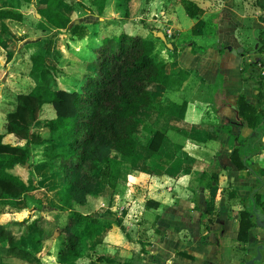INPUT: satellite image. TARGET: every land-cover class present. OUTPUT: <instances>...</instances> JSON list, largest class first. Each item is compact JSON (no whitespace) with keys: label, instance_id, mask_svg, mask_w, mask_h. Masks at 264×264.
<instances>
[{"label":"crops","instance_id":"obj_1","mask_svg":"<svg viewBox=\"0 0 264 264\" xmlns=\"http://www.w3.org/2000/svg\"><path fill=\"white\" fill-rule=\"evenodd\" d=\"M39 1L0 0V8H15L24 14L22 20L0 19V28L2 22L7 26L0 43V80L4 78L0 81L1 106L6 102L10 106L8 98L15 102L18 92L37 84L34 82L36 75L29 73L30 55L45 50L47 61L49 53V44L42 40L45 35L36 37L38 32L62 30L65 34L69 31L66 25H51L37 9ZM192 1L200 8L198 17L190 16L186 26L190 34L186 40L181 37L180 17L188 13L181 1H162L165 19L171 20L170 27L176 31V36L169 41L171 48L160 46L161 39L152 33L155 28L130 31L153 40V53L157 59L166 62L167 70L173 75L172 82L168 86L152 84L151 91L158 105L141 111L136 151L129 158L131 166L119 168L114 187L99 181L90 195L87 205L92 206V212L104 224L93 239L87 240L85 253L77 259L79 264H231V243L232 239L237 240L234 215L239 209L237 201L247 196V191L256 183L247 168H238L230 159L236 143L233 134L243 138L252 133L246 122L236 116V100L239 94H244L252 104H258L255 96L257 81L245 77L249 71L245 59L250 51L246 50V40L249 30L258 29L260 44L251 50L264 42V21L259 18L263 13L260 3L264 0ZM107 5L108 0H105V10ZM60 9L68 16L75 11L72 8L66 11L63 5ZM207 18H211L216 26L213 34L203 32L199 26ZM110 20L109 23L98 20V31L102 26L117 30L121 27L119 20L113 17ZM207 34L211 39L197 41L198 37ZM92 35L99 41L96 34ZM240 44L245 51L242 54H235L226 47L237 48ZM193 45L206 46V49L193 50ZM20 49L27 51L24 53L27 62L23 63V68L11 71V62ZM19 58L22 56L17 57V62L21 61ZM83 71H77L73 78ZM216 82L220 86L215 85ZM228 108L232 113L229 114ZM7 110H0V131H4ZM54 115L55 111L51 117ZM223 118L225 123H222ZM157 131L162 133V138L155 149L150 147V142ZM2 140L19 145L25 143V139L13 133H6ZM262 145L260 152L251 158L261 167L263 185L258 192L264 202V141ZM202 171L207 175L217 174L216 186L200 184ZM231 190L235 194H230ZM207 203L213 205L212 214L206 213ZM57 211L63 215L53 207L49 214L25 217H52ZM3 213L6 212L0 214ZM205 217L206 223L211 220L209 229L202 222ZM20 218L24 217L10 219ZM257 228L260 227H251L250 233ZM58 237L53 236L48 246L36 247L39 263L31 264H43L45 256L51 252L52 242ZM55 255L54 264L58 261V251Z\"/></svg>","mask_w":264,"mask_h":264},{"label":"trees","instance_id":"obj_2","mask_svg":"<svg viewBox=\"0 0 264 264\" xmlns=\"http://www.w3.org/2000/svg\"><path fill=\"white\" fill-rule=\"evenodd\" d=\"M180 1L189 16H197L200 7L194 1ZM91 4L97 13H101L105 0H91ZM61 5L66 11L70 9L65 0H40L37 9L51 25L62 26L70 16L60 9ZM260 6L263 13L259 18L264 21V3ZM3 18L22 20L24 14L15 8L2 7L0 19ZM98 23V20L94 21L92 28L96 35ZM201 26L209 34H213L216 27L211 18L202 21ZM79 27L73 24L69 30L82 36ZM6 28L2 22L0 43ZM153 46L151 38L130 33L124 28L110 33L105 31L93 45L86 60V69L74 77L73 86L58 84L47 69L45 50H37L30 55L29 73L40 75L42 82L18 92L15 102L6 112L4 131H0V213L5 211L6 204L20 199L40 181L31 167H25V164L30 157L29 144L46 141L41 133L45 128L50 135L58 134L62 141L60 150L43 163V169H49L47 173L51 172L54 179H59L57 201L51 206L57 207L63 215L57 211L52 217L39 215L32 219L24 217L0 222V264H14L7 260L9 258L39 263L37 248L48 246L55 235L63 236L56 264H79L77 259L86 250L87 240L93 239L104 224L93 212L86 213L80 207L94 193L97 182L114 187L119 168L135 154L141 111L158 105L151 91L152 84L168 86L172 80L173 75L167 70L166 62L155 57ZM192 49L205 50L206 46L193 45ZM248 70L245 77L257 81L255 96L258 104H252L244 94L238 95L236 109L239 118L246 122L252 133L243 138L233 134L237 144L230 159L238 168H246L242 155L250 152L246 163L262 174L260 166L251 157L260 152L263 143L264 86L255 69L250 67ZM47 101L52 104L55 115L41 119L42 105ZM6 133L25 139V143L4 142L2 138ZM161 138L162 133L157 131L150 147L156 149ZM111 152L116 155H111ZM130 166L129 161L128 168ZM15 167L25 170L24 176L14 172ZM49 179L43 181L49 183ZM216 181L215 172L210 175L201 172V185L216 186ZM246 198L240 197L243 208L239 210L236 237L240 241H248L249 231L255 226L244 203ZM255 201L264 210L259 192L255 193ZM212 209L213 205L207 203L206 213L212 214ZM205 228L209 229V221Z\"/></svg>","mask_w":264,"mask_h":264},{"label":"rangeland","instance_id":"obj_3","mask_svg":"<svg viewBox=\"0 0 264 264\" xmlns=\"http://www.w3.org/2000/svg\"><path fill=\"white\" fill-rule=\"evenodd\" d=\"M162 1L163 0H152V2L148 0H108V5H107L108 9L105 10L104 8L101 14L96 12L95 6L91 4V0H81V1L66 0L68 6L74 9L75 11L69 17L70 20L68 21V23L66 22L62 24L68 26L69 29L73 24H78L80 26L79 28H81L80 31L82 32V36H78V35L73 36L72 35L73 33L70 32V30L69 31L66 30L65 34L62 33L63 32L62 30H58V32L55 31V33H49L48 31L46 32L40 30L36 37L45 35L42 40H44L46 43L49 44V49H48L49 53L47 52L48 53L47 69L54 77H56L60 85L73 86L74 84L73 74H76L77 71L82 69L84 70L86 68L87 66L86 60L88 59V55L91 50L90 47L98 41L97 38L93 36L91 33L92 28L94 26V21L96 20L102 21V19H104L105 23H109L111 22L110 18L113 17L114 19L119 20L118 24L121 26L120 28H125V30H127L128 32L130 31L132 32L133 28L134 29L136 28V30L137 29L142 30L145 28L150 30H152L153 28H155L156 30L159 29L167 34L166 35L167 41H170L171 38H174L176 36V31L172 27H170L171 20L165 19V15L162 11L163 8ZM81 2L83 3L81 4ZM23 6H24L23 8L26 9V4H24ZM182 12L185 11L183 10ZM185 17L184 15L180 17V23H181L180 25L182 26L183 29L181 33V37L184 40H186L188 35L190 34V31L187 29L186 26L188 25V22L191 20L190 16L188 15L186 16V14ZM198 24H200V22ZM199 26L203 32L207 33V30L204 27H202L201 25ZM116 30L117 29L113 27H107V26L99 27L97 37L98 38L101 37V35L105 33V31H109L110 33ZM257 33H258V29H256L253 32L249 30L247 34L249 38L248 40H246L248 45L246 47V50L250 49V51H248L247 54L248 59L247 58L245 59L247 69L251 67L252 64L250 61L253 60L256 55V51L253 49L251 50V48H254L256 47V45L258 46L260 44L259 36ZM26 34L27 33L23 35ZM32 38H34V36H32ZM209 39H211V36L207 34L203 38L198 37L197 41L202 42V41H207ZM161 41L159 42L160 46H167L165 41H163L162 39ZM25 52L27 51L20 49V51L18 52L19 55L17 56L16 54V58L11 62V66H12L11 71L23 68V63L27 62V57L25 58L24 56ZM19 56H22V58L21 59L19 58L21 61L17 62L16 60L17 57ZM34 82L35 83L42 82V78L40 77V75L34 76ZM25 84H29V83H25ZM215 85L220 86L219 82H216ZM44 96H48V94H44ZM10 98H8V102H10V106L8 105L9 103L6 102L2 106L0 105V110L8 109L9 107L12 106V103L14 101L13 99H11L10 101ZM53 112L54 109L52 107V104L47 101L42 106L40 116H42V118H48L51 117V115H53ZM228 112L229 114L232 113L231 110H229V108H228ZM225 122L226 120L223 118L222 123ZM228 127L225 126L224 128L226 129L228 128V132L229 134H231L230 125ZM41 133L45 137L46 141L41 144L31 143L29 145L30 157L28 163H26L25 165V167H28V165L31 167L30 168L31 171L40 181L37 183V187L32 189L34 190V193H32L31 190H29L20 199L14 200L6 204L5 206L6 213L0 214V222H5L6 220L14 216L25 217L29 214L31 218L33 215L36 214H41V213L44 215L49 214L48 211L53 209L51 204L54 202L56 203L57 201L56 188L59 184L58 183L59 179H54V175L51 172L47 173L49 169H43V163L47 162V160L52 154L60 150L62 141L59 139L58 134L55 133L53 135H50L48 134L45 128H42ZM236 144L237 142L235 143V146ZM261 146L263 147V145ZM111 155H116V154L111 152ZM128 163L129 161L127 160L126 163L122 166V169H126L128 167ZM13 171L20 174V176H24V173L26 172L25 170H21L19 167ZM262 171H264V168H262ZM47 178L48 179L51 178L48 180L49 183L43 181V180H47ZM230 192L229 193L232 195L235 194L234 190H231ZM248 192L249 191H247V195ZM87 203L88 202H86V205L80 207L81 210L86 213L92 212L93 210L92 206L87 205ZM237 207L239 209H237L236 212L234 211L235 212L234 215L236 217V222H237V227L235 229L236 233L239 222V210L243 208V204L240 198H238ZM202 220L204 225H206L207 224L205 222L206 217L203 218ZM209 222H211V220ZM250 232L251 231H249L248 241H240L239 239L237 240L232 239L231 264L232 263L244 264V260L246 258L247 253L253 251L255 243L259 241H264V230L262 228H257L252 233ZM62 241H63V236L60 235L57 239H54V241L52 242L53 246L51 248V252L49 256L48 255L45 256L43 264L55 263L56 261L55 254L61 247ZM7 260L13 262L14 264H31L24 262L23 260L18 258H9ZM261 264H264V257Z\"/></svg>","mask_w":264,"mask_h":264},{"label":"water","instance_id":"obj_4","mask_svg":"<svg viewBox=\"0 0 264 264\" xmlns=\"http://www.w3.org/2000/svg\"><path fill=\"white\" fill-rule=\"evenodd\" d=\"M154 36L165 41L167 46L172 47L171 42L167 41L166 36L162 30H153ZM233 53L242 54L244 53V47L240 44L239 47L233 48L231 45H226ZM236 116H238V111L236 110ZM236 122V121H235ZM250 152H246L242 155V161L246 165V168L251 172V174L258 181L257 184H254L248 192L247 198L245 199V205L248 207L252 219L256 226L264 230V210L261 206L255 201V193L259 191L260 187L263 185V178L260 173H257L251 164H247L246 160L250 157ZM26 165V164H25ZM264 257V241L256 242L254 245V251L248 252L244 260V264H261Z\"/></svg>","mask_w":264,"mask_h":264},{"label":"built area","instance_id":"obj_5","mask_svg":"<svg viewBox=\"0 0 264 264\" xmlns=\"http://www.w3.org/2000/svg\"><path fill=\"white\" fill-rule=\"evenodd\" d=\"M255 51H256V55L254 59L251 60L250 62L252 63L253 68L255 69V73L258 76V79L262 81L264 86V42L261 46V49H257Z\"/></svg>","mask_w":264,"mask_h":264},{"label":"flooded vegetation","instance_id":"obj_6","mask_svg":"<svg viewBox=\"0 0 264 264\" xmlns=\"http://www.w3.org/2000/svg\"><path fill=\"white\" fill-rule=\"evenodd\" d=\"M253 251H254V249H253Z\"/></svg>","mask_w":264,"mask_h":264}]
</instances>
